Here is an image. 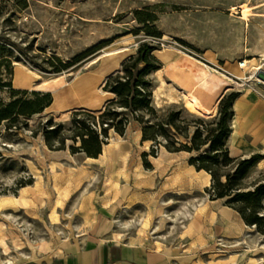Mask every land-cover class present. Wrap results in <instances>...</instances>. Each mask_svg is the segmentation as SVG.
Here are the masks:
<instances>
[{"label": "rangeland", "instance_id": "1", "mask_svg": "<svg viewBox=\"0 0 264 264\" xmlns=\"http://www.w3.org/2000/svg\"><path fill=\"white\" fill-rule=\"evenodd\" d=\"M243 4L252 9L247 21L232 11ZM143 42L155 46L162 70L172 60H189L196 69L233 79L218 92L221 99L238 93L264 101V80L258 78L264 72V0H0V61L9 60L2 78L11 86L0 89V109L16 99H36L35 86L61 75L66 84L86 74L107 81ZM247 60L255 61L242 68ZM163 75L167 87L160 97L154 95L158 75L150 76L158 117L180 112L190 136L198 128L205 133L220 101L213 117L197 115ZM103 88L99 99L113 100ZM170 93L180 102L169 103ZM101 110L86 111L99 116ZM248 110L243 102L242 116ZM65 113L44 111L0 124V264H63L69 244L79 250L101 246L112 258L134 248L135 264H147L148 256L153 264H264V223L263 232L247 225L228 198L215 199L211 186L188 176L189 159L198 153H171L162 137L158 145L143 142V126L129 115L125 134L110 130L101 138V154L91 158L75 138L74 119L81 117ZM49 130L55 131L51 145ZM231 135L230 157L263 158L260 149L233 157L240 143L233 146ZM261 184L264 167L257 164L241 191Z\"/></svg>", "mask_w": 264, "mask_h": 264}, {"label": "trees", "instance_id": "2", "mask_svg": "<svg viewBox=\"0 0 264 264\" xmlns=\"http://www.w3.org/2000/svg\"><path fill=\"white\" fill-rule=\"evenodd\" d=\"M155 50V46L150 43H141L137 54L124 62L122 70L108 78L103 89L113 94L115 98L107 103L99 116L84 109L75 111L74 116L81 117L74 119L75 138L81 141L80 151L88 157L97 158L102 150V136L107 138L112 129L124 135L131 115L143 126V142L152 141L158 145L159 138L162 137L167 141L165 147L171 153L182 151L198 153L199 155L189 159V164L197 171L204 170L211 174L210 190L213 197L228 198L227 205L238 211L247 225L256 226L263 232L264 217L260 216V213L264 199V184L259 185L254 191H241L242 180L261 161L262 156L254 155L250 159L239 160L230 157L227 147L229 136L233 132V106L239 97L238 93L225 95L220 100L218 114L209 120L205 133L198 128L190 136L182 126L183 121L179 120L180 112H171L168 116L159 118L152 105L154 82L150 76L162 69L161 62L153 54ZM59 62L61 67L66 68L61 61ZM6 63L9 64L8 59L0 61V89L11 87L2 78V69L7 68ZM53 72L60 73V69L55 68ZM16 92L19 91L12 90V93ZM33 95L37 97L34 100L16 99L1 108L0 124L42 113L53 103V97L49 93L33 91ZM148 115L151 117H147ZM54 133V130L46 133L49 145L52 141L51 135ZM177 136L183 137L187 142H179ZM177 144L180 146L177 147ZM204 148H207L206 151L201 153ZM233 165L235 168H232Z\"/></svg>", "mask_w": 264, "mask_h": 264}, {"label": "crops", "instance_id": "3", "mask_svg": "<svg viewBox=\"0 0 264 264\" xmlns=\"http://www.w3.org/2000/svg\"><path fill=\"white\" fill-rule=\"evenodd\" d=\"M172 63H176L180 66L183 71L186 70L184 63L177 62L176 60H172ZM165 64V69L161 71L165 72L169 78V85L173 86L175 90L179 93H187L190 96H195L197 100L200 102V97L197 95H193L192 92H196L195 85L192 84L191 87H187L184 84V81H176L173 79L167 72L168 67L172 64ZM192 70H196V66H192ZM106 81L105 77H99L98 74H86L83 76H79L72 80V82L67 86L58 90V94L53 93V103L50 107H48L45 112L48 114L51 113H65L67 111H75V110H100L104 109L105 105L108 101H101L97 95L99 91V87L102 83ZM175 84V85H174ZM177 86V87H175ZM98 89V90H97ZM180 89V90H179ZM192 93V94H191ZM94 94V95H93ZM92 95L94 97H92ZM218 95V94H217ZM213 98V101L209 104V108H206L203 103L200 105V110L204 111L207 114L214 113V107L218 105L222 94ZM203 100H207L210 97L208 95L201 96ZM59 98V99H58ZM243 102L249 105L248 112L242 116V105ZM203 105V106H202ZM234 109V118L232 121V135H231V144L233 146L240 143V154H237L238 151L235 147H233L231 154L232 156H239L244 153H251L255 149H260L263 151V158L258 163L261 167H264V101L261 99L250 100L249 94H242L237 98L233 106ZM203 112V113H204ZM190 165L187 168V174H189ZM191 177V176H190ZM192 178V177H191ZM64 252H70L71 254L67 257L62 256L58 257L60 259H65L63 264H109L111 260L115 264H135L134 260H137L138 253H136L134 248H129L122 255L121 250H118L115 253L113 258L110 253L106 251L101 246H96L91 244L88 249L79 250V247L73 244L63 246ZM57 258V257H55ZM112 258V259H111ZM153 256H148L147 264L152 263Z\"/></svg>", "mask_w": 264, "mask_h": 264}, {"label": "bare ground", "instance_id": "4", "mask_svg": "<svg viewBox=\"0 0 264 264\" xmlns=\"http://www.w3.org/2000/svg\"><path fill=\"white\" fill-rule=\"evenodd\" d=\"M237 9L240 10L239 15H241V18L243 20H245V21H247L249 19V17L252 15L251 7L246 5V4L240 5L238 8H233L232 11L234 13H237ZM254 61L255 60H247V61H245L243 63L244 65H242V68H245V67L249 66ZM184 65H185V67H187L185 71L182 70V69H185V68H181L182 66H180V65H178L176 63H172L168 67V69H167L168 72L167 73L173 79H175L176 81H184V84L188 88L191 87L192 84H194L196 92H192V93H193V95H197V96L200 97V102L203 103V105L206 108H209V104L213 101V98L215 97V95L218 94V92H220L223 88L231 87L232 86L231 82L234 81L231 78H223L221 75H218L216 72H212L210 70L211 68L210 69L207 68V70H205L203 68H200V66H199L195 71H193L192 70L193 69L192 65L189 63V60H186ZM257 72L256 71L252 72L253 75H254V76H252V79H255L256 82L260 83L258 78H259V75L262 72L258 75V78L255 76V74ZM156 74L158 75L159 85L157 86L156 90L154 91V95L156 97H160L161 90L163 88L167 87V85H166L167 83L165 81L163 72L161 70L158 71ZM223 76H224V74H223ZM18 79L19 80H24L23 77L20 74L18 75ZM47 82H49V81H47ZM47 82L45 81V83H42V84H39V85L35 86L33 90L37 91V92H41V93H49V94L56 93V94H58V90H60L61 88L67 86V84H68V83L66 84V79H65L64 75H61V76L53 79L52 84H49ZM105 83H106V81H104L102 83L101 88L99 89V91H101V89L105 86ZM234 83H236V82H234ZM236 84L238 85V83H236ZM175 87H177V86H175ZM171 90H172V88H171ZM187 93H189V92H187ZM187 93H182V94L180 93V94L182 95V97L186 101H189L193 106H195L194 109H195V113L197 115H200L202 117L205 116L206 118L213 117V115L216 113L217 105L214 107V113L205 115L202 112V110H200V106H201L200 104L201 103H199L197 98L195 96H190ZM161 95L165 96V94H161ZM202 95H208L210 98L207 99V100H203V99H201ZM168 102L173 104V103H179L180 101H179V98L177 99L176 97L173 96V94L170 93V95L168 96ZM75 111H78V110H75ZM65 114H67V113H65ZM115 143L116 142H112V145L106 147L105 152L106 153L110 152L112 146ZM90 160H92V159H90ZM169 161L171 162V161H173V159H170ZM261 164H260V166H261ZM189 173H190L191 177H193V179H197L198 181H200V183L202 184L203 187H210L212 185V176L208 172H206L204 170L203 171H197L193 166H190ZM4 199H6V198H4ZM239 221H241V218H239ZM240 228L243 231V227H242L241 224H240ZM253 263H254V261H252L251 264H253Z\"/></svg>", "mask_w": 264, "mask_h": 264}, {"label": "water", "instance_id": "5", "mask_svg": "<svg viewBox=\"0 0 264 264\" xmlns=\"http://www.w3.org/2000/svg\"><path fill=\"white\" fill-rule=\"evenodd\" d=\"M259 78H261V79L264 80V72H262V73L259 75Z\"/></svg>", "mask_w": 264, "mask_h": 264}]
</instances>
